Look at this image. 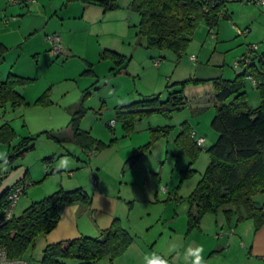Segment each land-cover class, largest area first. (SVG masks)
<instances>
[{
    "label": "rangeland",
    "instance_id": "obj_1",
    "mask_svg": "<svg viewBox=\"0 0 264 264\" xmlns=\"http://www.w3.org/2000/svg\"><path fill=\"white\" fill-rule=\"evenodd\" d=\"M24 2L0 0V44L4 45L0 79L9 73L24 79L16 86L22 101L0 106V194L18 181L27 184L14 206V216L56 190L79 187L91 197L89 206L95 213H113L108 227L116 217L133 237L113 258V264H149L153 254L167 264H186L184 254L189 246L203 248L205 264L215 239L237 240L240 232L233 234L232 228L221 231L214 213L203 214L199 226L188 230L186 197L208 165L206 149L218 136L210 125L217 105L213 79H233L241 73L243 66L235 62L249 46H256L251 58L264 50V5L257 0H224L229 17L220 18L212 32L204 20L198 21L178 55L172 49L147 47L138 34V13L129 8L104 11L99 4L86 8L83 1H77L80 10L73 14L74 8H61L63 0ZM43 5L60 14H52L47 22ZM22 9L29 13L25 18ZM53 35L59 37L62 47L58 55L51 53L53 41L48 37ZM106 49L118 55L102 56ZM243 83L248 106L256 108L259 90L247 77ZM178 89L182 104L169 115L153 112L129 128L116 117L121 105L156 95L165 101L169 92ZM43 94L47 96L40 101ZM79 105L85 108L80 129L105 144L91 158L74 141L59 143L52 137L62 132ZM111 120L115 125L110 129L107 124ZM154 127H165L167 132L152 136ZM188 130L204 138V147L194 150L193 159ZM21 149V155H12ZM65 158L67 163L61 166ZM148 179L150 197L144 191ZM94 191H98L96 196ZM254 199L261 202L263 196L258 193ZM71 220L88 233L85 236L100 235L90 230L84 217L74 215ZM238 223L248 224L250 235L253 233L250 219ZM57 228L39 234L23 257L31 264H44L43 248L62 238L54 235ZM213 256L209 255V260L217 264ZM95 262L110 264L102 259Z\"/></svg>",
    "mask_w": 264,
    "mask_h": 264
},
{
    "label": "trees",
    "instance_id": "obj_2",
    "mask_svg": "<svg viewBox=\"0 0 264 264\" xmlns=\"http://www.w3.org/2000/svg\"><path fill=\"white\" fill-rule=\"evenodd\" d=\"M82 1L97 3L104 11L117 8L116 0ZM223 2L224 0H131L129 8L138 13V34L145 38L147 47L168 48L179 55L187 46L198 21L204 20L209 27H213L220 18L229 17ZM3 49L4 45L0 44V63ZM248 51L250 53L255 50ZM106 53L109 56L118 55L106 49L102 56ZM251 56L247 52L242 55L239 61L247 63L242 65V72L233 79H213L214 100L217 105L210 125L218 136L206 149L209 154L208 165L186 197L189 204L186 215L188 230L199 226L203 214L216 213L224 206H227L225 213L228 219L232 214L236 216V223L250 219L254 232L264 225V50L252 58ZM254 58L255 63L249 62ZM243 77L254 80V86L260 92V103L256 108H250L247 104ZM23 80L13 73L0 79V106L7 101L13 105L22 101L16 86L21 85ZM46 96L47 94H43L39 100L43 101L41 99ZM230 96L232 99L227 104L224 103ZM182 99L181 89L169 92L165 101H161L157 95L139 99L119 106L116 117L124 127L129 128L134 121L153 112L169 115L172 110L180 108ZM84 112L85 108L79 105L64 131L52 134V137L59 143L74 141L88 155L90 150L96 153L105 144L80 129L79 122ZM4 126L9 133L8 125ZM107 126L112 128L109 122ZM166 132L165 127L151 128L152 136L154 133L163 135ZM180 133L185 134V131ZM186 136L192 142L190 154L193 159L194 150L204 146L200 147L195 143L191 130H188ZM23 152L21 149L12 155H21ZM11 189L9 187L0 194V245L5 246L9 257H23L39 234L50 232L57 225L64 204L81 202L89 205L91 201V197L79 187L59 189L31 202L20 215L2 220ZM258 193L263 196L261 202L254 199ZM132 240L131 234L115 218L99 236L81 235L46 244L41 261L44 264H64L62 259H76L79 264H84L104 257L112 261Z\"/></svg>",
    "mask_w": 264,
    "mask_h": 264
},
{
    "label": "crops",
    "instance_id": "obj_3",
    "mask_svg": "<svg viewBox=\"0 0 264 264\" xmlns=\"http://www.w3.org/2000/svg\"><path fill=\"white\" fill-rule=\"evenodd\" d=\"M77 1L82 2V0H63L61 8L62 7H72L74 8L73 14H75L76 11H78V9L80 10V7L76 5ZM130 2L131 0H116L117 8L115 9L129 8ZM24 3H32V0H25ZM82 4L87 5L86 8L89 5H93V4L97 5V3H85V2H82ZM83 8H84V11H83V15H84L86 8L85 7ZM43 9H44L45 20L47 22H49L52 19L53 17L52 14H56V15L60 14V13H57V10L55 8L53 10V13H51L52 12L51 10L50 11L46 10L44 5H43ZM5 12H7V10H5ZM22 12H23L22 13L23 18L29 15V13L26 12L24 9H22ZM39 16H42V14H40ZM61 18L64 19L65 17H61ZM61 24L63 25V22H61ZM64 129L60 131L63 132ZM45 172L47 173V169L45 170ZM13 186L14 185H12L11 187ZM144 191L145 193H147V196L150 197V194L152 192L150 179H148V183H147L146 189L144 188ZM97 192L94 191L95 196ZM89 205L85 203H81V202H71V203L64 204L60 211L59 221L57 225L55 226V227H58L56 230L58 232H55L54 235H57V238L62 237L59 240H63V239H67L66 236H73L77 234H81V235L88 234V233H84L85 231L81 227L79 226L75 227L72 224L71 219L74 218V215H77L78 218L84 217L86 223L89 225L90 230H92V232H94L95 234H100L102 233L104 229L108 228L109 220L111 216L113 215V213L108 214L107 216L101 213H95L94 210H92V208ZM226 209H227V206H224L218 212L214 213L215 214V224L217 227L222 229L221 231L226 230V228H232L233 234L236 231H239L240 239L238 237H237V240L232 237V238H228L226 241H223L222 240L223 238H221V240L215 239V247L208 254L214 255L213 259L218 260L217 264H223V263L224 264H264V225L261 226L255 232L253 231V233L250 235L251 227H249L248 224L246 223L244 224V226H242L244 222L236 223L235 214H232V216L228 219L227 214L225 213ZM115 218L116 217H114L113 219ZM170 220H174V219H170ZM240 225L242 226V228ZM252 227H253V224H252ZM229 231L230 230L226 232L224 231V233L223 232L221 233L225 234ZM248 234L250 235L249 239H248ZM225 242H227L226 245H225ZM209 255H208V259H205L206 261L205 264H211V261L209 260L211 257L209 258ZM102 260H104L105 262H110V264H113V262L108 257H104L102 258ZM61 261H65V259H62ZM76 262L79 264L78 260ZM96 263L97 262L95 261L93 262V264H96ZM212 264H216V263H212Z\"/></svg>",
    "mask_w": 264,
    "mask_h": 264
},
{
    "label": "built area",
    "instance_id": "obj_4",
    "mask_svg": "<svg viewBox=\"0 0 264 264\" xmlns=\"http://www.w3.org/2000/svg\"><path fill=\"white\" fill-rule=\"evenodd\" d=\"M257 3L259 5H264V0H257ZM209 31L212 32L213 31V27H209ZM48 39L50 41H53V46L51 48V53L58 55L59 53L62 52V47L60 46L59 43V37L57 35H53V36H49ZM249 50H255L256 46L252 45L249 46L248 48ZM247 54H250L249 51H247ZM189 59L191 61H195V57L194 56H190ZM154 63L158 64V61H155ZM247 62L243 61H238L235 62V65H245ZM252 83L255 84L254 80H252ZM109 126L113 127L114 126V120L109 121ZM191 137L195 140V143L200 146L203 147L204 146V138L201 136H197L196 133L192 130L191 131ZM93 155H95V151L94 150H90L88 152V156L91 158L93 157ZM91 183L94 185L96 183V180L94 178H91ZM26 183L24 182H18L16 184H14V186L12 187L11 191L8 194V204L6 205V207L4 208L3 212V216H2V220H6L8 218H10L13 214V209L14 206L17 202V200L19 199V197L21 196V194L24 193L25 187H26ZM1 220V221H2ZM0 264H31L30 261L25 258V257H9L8 253H7V249L5 248V246L0 245Z\"/></svg>",
    "mask_w": 264,
    "mask_h": 264
},
{
    "label": "clouds",
    "instance_id": "obj_5",
    "mask_svg": "<svg viewBox=\"0 0 264 264\" xmlns=\"http://www.w3.org/2000/svg\"><path fill=\"white\" fill-rule=\"evenodd\" d=\"M66 158L61 160L60 165H66ZM203 248L197 246L195 248L189 246L184 254L186 264H204L203 258ZM147 258V257H145ZM149 264H167V261L153 254L152 259L149 261Z\"/></svg>",
    "mask_w": 264,
    "mask_h": 264
}]
</instances>
